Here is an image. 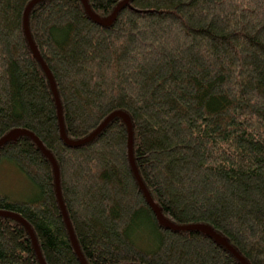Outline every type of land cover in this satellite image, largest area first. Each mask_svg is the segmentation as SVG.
Instances as JSON below:
<instances>
[{"label":"trees","instance_id":"obj_1","mask_svg":"<svg viewBox=\"0 0 264 264\" xmlns=\"http://www.w3.org/2000/svg\"><path fill=\"white\" fill-rule=\"evenodd\" d=\"M31 0H0V140L32 134L54 159L86 264H241L195 230L161 227L130 167L126 126L90 142L60 136L48 80L25 38ZM107 18L122 0H86ZM52 75L65 136L86 138L112 113L132 128L137 173L162 216L206 225L247 263L264 264V0H130L109 26L81 0H43L28 16ZM29 192H0L45 264H81L58 205L51 163L25 134L0 146ZM0 264H40L25 227L0 216Z\"/></svg>","mask_w":264,"mask_h":264},{"label":"water","instance_id":"obj_2","mask_svg":"<svg viewBox=\"0 0 264 264\" xmlns=\"http://www.w3.org/2000/svg\"><path fill=\"white\" fill-rule=\"evenodd\" d=\"M43 0H31L27 6L25 7L24 11H23V17H22V24H23V30H24V34H25V38L27 40V43L32 51L33 56L35 57V59L38 61L42 71L44 72L48 83L50 85V89L51 92L53 94V97L55 99V103H56V107H57V115H58V122H59V129H60V136L62 138V140L70 147H79L81 145H84L88 142H90L91 140H93L95 138L96 135H98L104 128L105 126L113 119V118H120L122 120V122L124 123V125L126 126L127 129V133H128V141H127V150H128V158H129V163H130V167L132 169L133 175L141 189V191L143 192V195L145 197V200L148 204V206L152 209L156 220L158 222V224L165 228V229H170L173 231H188V230H195V231H199L201 233H203L204 235L210 236L211 238H213L215 241H217L218 243H220L221 245H223L228 251H230L236 258L237 260L241 263V264H247L227 243L226 241L221 238L220 236H218L217 234H215L211 228H209L206 225H190V226H176L171 224L168 220H166L162 214L160 213V210L158 209V207L155 205V203L152 201L149 193L147 192V190L145 189L144 185L142 184L140 177L137 173L136 167L134 165L133 162V156H132V128H131V123H130V119L129 117L123 113V112H114L111 115H109L96 129L95 131H93L90 135H88L86 138L78 140V141H71L68 140L65 136L64 133V128H63V121H62V114H61V106L59 103V99H58V95L56 92V88H55V84L52 78V75L50 74L49 70L47 69V67L45 66V64L43 63L42 59L40 58V56L37 53V50L32 42V39L30 37V33L28 30V16L29 13L31 11V9L38 3L41 2ZM130 2V0H122L121 2H119L116 7L114 8V10L112 11V13L107 17V18H100L96 15H94L86 0H81V3L86 11V13L89 15V17L97 24L101 25V26H109L110 24L113 23L116 15L125 7L128 5V3ZM21 134H25L28 135L33 141L34 143L37 145V147L40 149V151L42 152V154L46 157V159L49 160V162L52 165L53 168V173H54V184H55V193H56V198H57V202L58 205L61 209L62 212V216L70 237V240L72 242V245L75 249V252L81 262V264H86L85 260L83 259L77 243L75 241L70 223L68 221L67 215H66V211L61 199V194H60V189H59V175H58V168L56 166V163L54 161V159L52 158L51 154L46 151L44 149V147L41 145V143L38 141V139H36L32 134L27 133L25 131H20V130H15V131H11L10 133H8L4 138H2L0 140V146L4 143H7L9 141H13L17 138V136L21 135ZM0 216H4V217H9L14 219L15 221L19 222L20 224H22L26 231L28 232L34 251L37 255L38 261L40 264H45L42 260L41 254L39 252L38 246H37V242L36 239L34 237V234L32 232V230L30 229V227L28 226V224L21 219L19 216L11 214V213H6V212H0Z\"/></svg>","mask_w":264,"mask_h":264},{"label":"rangeland","instance_id":"obj_3","mask_svg":"<svg viewBox=\"0 0 264 264\" xmlns=\"http://www.w3.org/2000/svg\"><path fill=\"white\" fill-rule=\"evenodd\" d=\"M0 192L14 199H22L29 192L28 181L13 166L1 164Z\"/></svg>","mask_w":264,"mask_h":264}]
</instances>
